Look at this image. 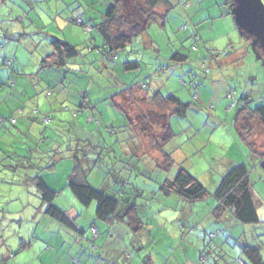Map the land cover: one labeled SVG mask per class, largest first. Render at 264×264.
Segmentation results:
<instances>
[{"label":"rangeland","instance_id":"obj_1","mask_svg":"<svg viewBox=\"0 0 264 264\" xmlns=\"http://www.w3.org/2000/svg\"><path fill=\"white\" fill-rule=\"evenodd\" d=\"M166 1L167 7L155 9L161 17L156 16L133 46L116 53L113 60L102 53L103 40L96 30L109 0H0L1 44L6 21L24 27L25 12L40 26L37 29L26 18V32L35 31V36L47 32L49 48L54 37L78 50L65 67L40 69L39 51L28 48L29 34L30 43L23 41L20 48L25 52V71L11 66L14 57L5 65L3 56L0 59L5 73L0 80V135L6 136L0 146V260L4 258L6 264H146L148 259L150 264H202L199 256L206 258L203 264H228L243 259L242 241L264 244V173L249 156L245 164L255 192L258 223L242 225L229 211L215 220L210 211L215 204L212 195L192 203L176 194L153 193L180 166L212 193L210 178L220 169L211 154L238 153L225 129L235 130V109L228 112L226 91L234 88L236 97L247 92L253 99L264 95V60L256 56L260 47L226 14L224 0ZM70 18L75 21L66 23ZM82 19L85 25L78 24ZM61 26L63 33L57 29ZM9 49L13 53L15 46ZM174 53L187 58L179 64L170 58ZM210 54L222 64L205 72ZM125 61H138L140 67L124 71ZM57 76L62 80L57 82ZM127 86L135 88L133 93L121 97ZM155 91L174 94L190 104L185 118H171L176 136L162 148L173 159L167 172L152 166L158 153L151 136L159 133L163 111L143 95ZM115 103H123V111ZM20 107L25 109L22 115L15 113ZM140 112L143 117L138 116ZM11 117L18 119V125L10 124ZM215 117L224 122L219 124L222 137L218 132L209 139ZM26 119L33 126L30 132ZM237 127L254 151L256 144H264V127L257 119L243 114ZM130 147L139 155H132ZM258 150L263 154L264 145ZM185 155L190 157L186 160ZM74 173L120 200L121 209L136 205L142 227L135 231L121 220L97 219L95 202L82 205L68 187V177ZM36 175L57 192L52 204L65 212L72 227L44 213L46 204L34 185ZM120 179L129 186L119 190Z\"/></svg>","mask_w":264,"mask_h":264},{"label":"trees","instance_id":"obj_2","mask_svg":"<svg viewBox=\"0 0 264 264\" xmlns=\"http://www.w3.org/2000/svg\"><path fill=\"white\" fill-rule=\"evenodd\" d=\"M109 2L104 14V19L97 24L96 30L103 40L102 53L104 56H107V58L108 56L113 57V60L115 59L116 53L123 51L127 46L132 47L133 41L145 33L149 24L155 20L156 16H159L155 12L157 7L168 6L166 0H109ZM224 4L228 5V11L226 14L232 15V18L234 19L232 11L234 0H224ZM74 21L75 20H73V22ZM80 24L85 25L84 21H81ZM50 47L51 53L41 60L42 68L65 67L69 60L75 58L78 54L75 45L64 42L58 38L51 39ZM170 58L172 61L181 64L186 60L187 56L180 53H174ZM213 60H215V56L210 54L208 57L209 64L214 62ZM139 67L140 64L138 61H125L122 66L124 71L136 70ZM204 68L205 72L211 69L210 66H204ZM142 86L143 88L145 87V85ZM134 89L133 86H127L122 89L123 92L120 93V96L126 98L129 96L128 94L133 93ZM229 89L230 90L225 93V98H227V101L229 102L228 112H232V110L235 109L233 114V126L235 129L233 130L235 135L239 141L246 142L245 145L248 150L254 151V147L243 138L245 136H243L238 130L237 124L239 119L243 117V114H246V118H255L264 127V99L252 98L251 101H248L250 95L245 96L242 94L239 95V97H236V90L234 88ZM145 99L148 103L157 106L158 109L160 108L167 111L166 109L172 108L169 115L167 114L166 116L165 113H162V120L159 122L162 126L159 128V133H156L155 137L154 135L151 136L153 140L152 148L158 153L152 166L159 171L167 172L171 169L173 159L171 158L170 153L164 151L162 148L167 142L176 136L169 119L171 116L185 118L186 111L190 104L182 102L174 94L162 95L159 91L152 95L151 98ZM115 105L123 111V103H115ZM138 116L143 117V114L140 112L138 113ZM142 119L145 120L144 118ZM45 121H49L48 116L45 117ZM130 151L134 156L139 155L138 150L135 151L131 148ZM73 157L78 161V156L76 154ZM188 157L190 156L185 155L184 159L187 160ZM186 160H183L182 162H185ZM79 163L81 164V159L79 160ZM257 166L264 173V153L259 155ZM76 169H78L77 164L75 165V170L73 172H75ZM79 170H81V166L79 167ZM207 171L210 172V170ZM79 172L81 173V171H78V174ZM249 173L250 171L244 161L236 163L221 175L219 179L216 180V183L215 178H210L211 186L214 187L213 192L210 193L205 184L202 183L197 176L192 175L189 170L180 166L177 171L174 172L173 176H165L153 193H158V195L161 194L165 197L170 196L171 194H176L187 202L192 203L204 201L212 195L215 199V204L210 211L214 215L215 220H220L223 212L229 211L238 223L242 225L255 224L259 222V219L253 199ZM213 175H215L214 172ZM68 181V187L72 194L82 205L88 206L92 201L95 202V215L97 219L103 220L107 223L121 220L130 225L135 231L142 227V221L136 214V205H130L127 202L128 205H130L129 208L121 209L120 200L113 195L106 194L104 191L95 188L81 176L78 177L77 175L76 177L75 173L73 176L71 174L69 175ZM117 184L119 185V190L125 189V187L129 186L128 182H125L124 179L118 180ZM34 185L40 192L42 202L46 204L44 213L64 226L72 227V221L68 218L65 212L52 204L57 192L50 189L39 175L35 176ZM91 229L93 230L92 227ZM81 233H83L82 230ZM96 237L97 236H94L93 238ZM260 250L259 246L252 247L245 245L241 250L244 256L243 259L237 258V260L234 261L236 264H264ZM10 255L13 257L12 253ZM126 258H130V255L127 254ZM0 264H6L4 258L0 260ZM146 264H150L149 259ZM212 264H214V262Z\"/></svg>","mask_w":264,"mask_h":264},{"label":"crops","instance_id":"obj_3","mask_svg":"<svg viewBox=\"0 0 264 264\" xmlns=\"http://www.w3.org/2000/svg\"><path fill=\"white\" fill-rule=\"evenodd\" d=\"M21 3H24L23 1H21ZM25 4V3H24ZM27 4V3H26ZM25 4V5H26ZM31 9V8H30ZM62 11H58L56 14H60ZM22 16H24L23 17V23H22V25L24 26V27H21L20 26V24H15V26H13L11 23H10V21H6L7 23V25H6V27H4L2 30H3V37L2 38H4V41L2 40V44H1V40H0V59L2 58V56H3V58H2V64L4 63V65H5V61L8 59H13V57H14V62H12L11 63V66L13 65V64H16V65H18V66H15L16 67V69H17V71L18 70H22V71H25V68H24V66L26 67V62H25V57L23 56L24 55V51L22 50V49H20L21 48V44H22V42L24 41L25 43H27V44H29L30 42H32L29 46H28V48L29 47H31V48H35L36 50H38L39 51V55H40V57H41V60H42V58H44V57H46L47 55H49L50 53H51V48H49L48 46H47V42H48V40L51 38L50 36H48V34H46L47 32H41V33H39V31H38V33L39 34H37L36 36L35 35H33L32 33H34L35 31H25L24 29L26 28V27H28V24H25L24 25V22H25V19L26 18H28L29 20L28 21H30L32 24H33V26H35L37 29H39L40 28V26H39V23L37 22V20H34V19H32L27 13H23L22 14ZM73 19L74 18H70V19H68L67 20V22L66 23H68V22H70V23H73ZM77 19H81V18H77ZM3 21V20H2ZM82 21H83V19H82ZM81 22V21H80ZM80 22H78L79 23V25H81L80 24ZM66 26H68V25H66ZM62 27L63 26H61V27H57V29L58 30H63L62 29ZM62 33H63V31H62ZM29 34H32V36H31V38L32 39H30V42H28L27 41V39H28V35ZM34 36V37H33ZM25 38V39H24ZM54 38V37H53ZM8 42H12V44L10 45V46H15V49H14V51H13V53L12 52H10V46H6V43H8ZM20 50V51H19ZM17 53H18V55L19 56H17ZM41 60H39V62H38V67L40 68V69H42V67H41ZM214 62H211V64H210V70L208 71V72H210V71H212V70H214V69H212V68H216V67H219L220 68V66H221V64H222V62L221 61H219L218 59H215V60H213ZM39 69V70H40ZM3 69H0V80H4V76H5V73L4 72H1ZM16 71V72H17ZM19 75V74H18ZM23 75V74H22ZM38 75H40V71H38L37 72V76ZM8 78H10V76L8 75V77H7V79ZM37 78V77H36ZM57 82L58 81H61L62 79L60 78V76H57ZM217 81H218V78L217 79H214L213 80V82H214V85L215 84H217ZM15 83V82H14ZM229 84V83H228ZM196 87V86H195ZM228 87H232V86H228ZM227 87V88H228ZM228 90H230L229 88H228ZM157 91H155L153 94H151V95H149V96H147V95H143L144 96V98H147V99H149V98H151V96L152 95H154L155 93H156ZM132 94V93H131ZM243 95H245V96H249L250 94H247V92H244V93H242ZM241 94V95H242ZM130 97V96H129ZM258 98H260V99H264V95H260V97H258ZM249 100L248 101H251L252 100V98L251 97H249L248 98ZM219 107V106H218ZM227 109H228V107H227ZM24 108L23 107H20V108H18L17 110H16V114H19V115H22V113H24ZM159 110H161V111H163L162 113L164 114V113H166V111L165 110H162V109H159ZM167 110V109H166ZM170 110H172V108H170ZM31 111V110H30ZM29 111V112H30ZM165 111V112H164ZM2 113V112H1ZM161 113V114H162ZM171 113V111H169V113H167L168 115ZM230 113V112H229ZM0 118H2L3 119V116L2 115H0ZM171 118H172V116L170 117V119H169V121H170V123H171ZM11 120L9 121L10 122V124L11 125H18V122H17V118L15 117H11L10 118ZM215 120L213 121H211V125H210V131H208V137H209V139H211L212 138V136H213V134H215V133H218L219 132V134L220 133H223L222 131H221V126L223 125L221 122H223V121H220L218 118H214ZM35 120V119H34ZM224 123V122H223ZM219 124H222V125H219ZM2 125V124H1ZM26 125H27V128H28V131L30 132V129L32 130L33 129V126H32V124L31 123H29L28 121H27V119H26ZM248 124H246V126H247ZM38 126V125H37ZM205 127H206V125H205ZM1 128V127H0ZM17 128V130H21L19 127H16ZM190 128H192L191 127V125H190ZM200 127H197V129H195V131H199L198 129H199ZM225 129L227 130V132H226V134L228 133V135L231 137V139H232V141H231V143L233 144V147L235 146V148L237 149V154H235V155H233V154H231V153H226V154H218L217 152H213L212 154H211V158L213 159V162H215L214 164H215V166L216 167H218L220 170L219 171H217V172H215V176H214V178H215V183L217 182L216 180L217 179H219V177L221 176V175H223L229 168H231L233 165H235L236 163H238V162H240V161H244L245 162V157L246 156H249L250 157V159L252 158V159H255L254 161H257L258 162V160H259V155L262 153V150H258L259 149V146H262V145H264V144H261V143H258V144H256V146L258 147V149L256 150L255 149V151H253V150H248L247 148H246V142L244 141H239V139L236 137V135H235V133L233 132V131H231V129L229 128V127H225ZM38 130V129H37ZM36 130V131H37ZM36 133V132H35ZM242 133V132H241ZM38 134V133H37ZM242 134H244V133H242ZM220 136L222 137V135L220 134ZM220 136L218 137V138H220ZM244 136V135H243ZM215 137V136H214ZM246 137V136H245ZM5 138H6V136H3L2 134L0 135V146L4 143V140H5ZM244 138V137H243ZM213 140H216V139H213ZM220 140V139H219ZM210 141L208 140V143H209ZM224 144H223V142L222 143H220V145H218V146H220V147H222ZM250 145H252V143H250ZM240 146H242V147H245L244 149H241V147ZM5 157H8V156H5ZM253 161V160H252ZM210 169H211V165H210ZM253 193V199H254V202H255V206H256V210H257V204H256V199H255V192L253 191L252 192ZM258 214V213H257ZM259 218V217H258ZM239 241H242V239L240 240V238H239ZM3 244V243H2ZM245 245H249V246H252V247H257V246H259L260 247V252H261V256H262V259H263V263H264V244H262V243H260L259 245H257V244H249V243H247V240H244V241H242L241 243H240V246H241V248L243 247V246H245ZM1 246V245H0ZM0 254H2L1 253V250H0ZM201 256H199V260H201L203 263L205 262V257H201ZM3 259V258H2ZM203 259V260H202ZM6 261V260H5ZM202 263V264H203ZM228 264H236V262L235 261H233V263H228Z\"/></svg>","mask_w":264,"mask_h":264},{"label":"water","instance_id":"obj_4","mask_svg":"<svg viewBox=\"0 0 264 264\" xmlns=\"http://www.w3.org/2000/svg\"><path fill=\"white\" fill-rule=\"evenodd\" d=\"M233 17L238 28L264 48V4L261 0H234Z\"/></svg>","mask_w":264,"mask_h":264},{"label":"snow or ice","instance_id":"obj_5","mask_svg":"<svg viewBox=\"0 0 264 264\" xmlns=\"http://www.w3.org/2000/svg\"><path fill=\"white\" fill-rule=\"evenodd\" d=\"M256 56L258 59L264 60V48L258 50Z\"/></svg>","mask_w":264,"mask_h":264},{"label":"built area","instance_id":"obj_6","mask_svg":"<svg viewBox=\"0 0 264 264\" xmlns=\"http://www.w3.org/2000/svg\"><path fill=\"white\" fill-rule=\"evenodd\" d=\"M79 22V21H78ZM231 94V93H230Z\"/></svg>","mask_w":264,"mask_h":264},{"label":"bare ground","instance_id":"obj_7","mask_svg":"<svg viewBox=\"0 0 264 264\" xmlns=\"http://www.w3.org/2000/svg\"><path fill=\"white\" fill-rule=\"evenodd\" d=\"M233 92V91H232Z\"/></svg>","mask_w":264,"mask_h":264}]
</instances>
